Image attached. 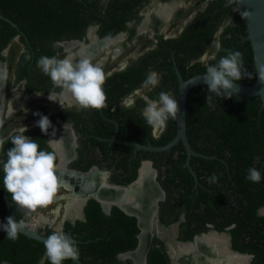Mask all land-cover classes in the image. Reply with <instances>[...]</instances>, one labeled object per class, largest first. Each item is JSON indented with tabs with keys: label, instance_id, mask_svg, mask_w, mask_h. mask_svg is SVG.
<instances>
[{
	"label": "trees",
	"instance_id": "trees-1",
	"mask_svg": "<svg viewBox=\"0 0 264 264\" xmlns=\"http://www.w3.org/2000/svg\"><path fill=\"white\" fill-rule=\"evenodd\" d=\"M142 2L143 0H0V15L16 26L0 18V62L7 61L2 52L9 47L14 38H19L25 45V50L15 65L18 78L32 71L36 78L45 81L46 78L37 67V61L42 56L54 55L51 47L54 42L81 38L85 29L94 22L99 23L100 37L111 36L124 29L123 22L133 17V9ZM245 35V25L235 2L208 0L206 5L188 21L177 38L164 43L159 42L158 46L165 44L168 47L165 51L163 46H160L158 51H149L141 59L131 62L126 71L114 74L106 80L104 86L108 85L111 88L110 95H106L111 99L107 100L108 107L103 109L104 116L112 117L124 127H127V124L137 126L136 122L143 121L135 113L138 111L137 106L133 109H119L113 114L107 111L109 106L128 90L143 85L147 71L156 70L159 77V84L151 88L148 93L149 98H157L162 91L175 97L177 81L173 67L178 69L184 80L196 74H204L208 64L215 63L221 56L226 55L225 50L240 51L243 54L244 65L251 79L244 78L239 83L252 84L253 59L249 42L244 39ZM216 41L222 46L219 52L214 50L216 61L211 59L213 55L204 62L197 61L203 54L212 53ZM171 51L174 53L172 62L165 59ZM161 54L163 57L159 58ZM28 55L31 56V60L25 59ZM191 61L196 62L190 64ZM207 94L205 85L195 86L188 92L185 105L186 136L191 149L212 156V160L192 157L190 161L192 166L195 162L199 163L206 175L205 179H201L202 173L196 170L198 182L203 186L198 190L197 200L207 205L204 215H193L194 212L187 215V219L195 216L197 222H201V229L193 232L203 231L204 222L210 219L212 221L210 198L214 199L218 217H224L225 202L228 197L226 188L232 185L233 189L235 185L236 187L249 185L246 175L247 170L252 168V158L264 152V111L260 107L259 98L216 97V105L210 107L206 104ZM102 124L112 127L110 123L104 121ZM111 133V128H105L97 134L108 137ZM174 134V120L169 119L163 137L152 143L165 145ZM42 135L39 130L29 132V137L36 140L41 150H45ZM124 138L130 137L124 135ZM133 140L142 142L135 137ZM99 144L104 148L105 143ZM179 146L182 149L181 144ZM11 147V143H6L4 151L7 152ZM5 159V154L1 153L0 161ZM179 159L184 161L185 155L181 153ZM213 173L218 176V180L209 183L208 177ZM2 176V165H0V224L6 211L8 217L23 218V213L12 205L11 197L4 190ZM177 179L180 184L176 182ZM165 184L167 203L168 198H173L170 192L175 185H182V189L187 194L190 186L193 185V179L190 173L185 168H180L179 162H176L172 164ZM204 188L211 189L212 192ZM184 203L189 205L190 198H185ZM84 215V221H78L74 226L66 222L64 227V229L71 228L73 232L72 239L77 242L80 251L79 260L83 264H132L131 260H122L119 255L134 251L137 247L139 229L136 219L116 207H111L110 212L105 214L99 204L92 199L88 200L84 207ZM175 220L177 218L173 221ZM233 221L238 223L237 229H240L242 224L240 219L235 218ZM224 225L216 223L218 230ZM49 230V227H45L44 236L50 235ZM233 234H236V230ZM191 235V233L189 237L184 235L183 240H189ZM262 239L264 243V238ZM257 252L264 261V247ZM43 255V243L21 234L16 240H10L7 239L5 232H0V262L38 264ZM45 264L49 262L45 260ZM63 264L74 263L68 260ZM145 264H171L162 242L158 239H153L151 242Z\"/></svg>",
	"mask_w": 264,
	"mask_h": 264
},
{
	"label": "flooded vegetation",
	"instance_id": "flooded-vegetation-1",
	"mask_svg": "<svg viewBox=\"0 0 264 264\" xmlns=\"http://www.w3.org/2000/svg\"><path fill=\"white\" fill-rule=\"evenodd\" d=\"M180 1L182 0H143L137 8L133 9V17L131 16L123 22L124 29L111 36L100 37L98 32L99 23H91L85 29L81 38L54 42L51 46L53 47L54 54L52 56H56L58 59L70 58L74 61L79 60V58H87L90 60L97 52L105 51L112 44L117 45L115 50L116 55L117 52L128 48L135 40L141 39L144 33H149V39L152 43L151 47L146 48L135 57L128 54L121 65L116 68L112 67L107 72L110 74L108 78L114 74L124 72L131 62L141 59L149 51H158L160 46L165 47V51L168 47L165 44L158 46L159 42L164 43L177 38L188 21L195 16L198 10L181 28L172 34L177 22L170 21L169 23V20L175 13ZM14 41L19 44L20 51L13 64H11L10 69H6V62H0V68H5L7 73L6 81L0 84V122H2L0 123V137L7 138L13 134H19L21 127L7 129L8 124L12 121L19 122V120L21 122L24 121L22 127L28 129L24 133L25 136L29 137V132L34 130L41 132L39 127L36 126L39 116H34L33 113L42 112V115L47 116L52 125L48 129L49 134L45 135L43 133L42 135V140L46 146L45 150L56 152L59 166L58 174L65 185L58 192L56 196L58 200H54L51 208L40 209L38 215L42 217L38 221L39 224L41 222V225L38 227V233L41 230L39 234L44 236L43 230L45 227H49L50 234L53 231L59 230L72 238L73 232L71 228L64 229V227L66 222L74 226L76 222L85 220L84 207L91 198L85 200L82 198L83 194H86L81 191L84 187L96 185L98 190H102L105 186L109 190L113 189L110 192L117 193L119 196H125L123 199L128 203L130 198L126 193L130 187L135 188V185H138L141 183L140 181L144 180L143 185L145 184L152 193L142 206L143 212L137 213V210H135L133 212L134 216L132 217L136 219L139 229L138 235L142 232L138 224L139 222L142 225L143 231L150 237V244L153 239H158L162 242L171 264H182L183 260H186L190 264H197L202 261H206L207 263L212 261L211 264H264L263 259L257 252V250L264 247L262 239L264 238L263 151L252 158V168H257L261 171V182L253 183L248 181L249 185H241V187H236L235 185L234 189L232 187L233 185L230 188L227 187L225 190L228 195L224 209L225 218L218 217L214 199L212 200L210 198L209 204L212 208V221L210 219L204 222L203 231L193 232L201 229V222H197L193 215H204L203 213L207 205V203H202L197 200L198 190L199 188H203V186L198 182L196 170L202 173L201 179L206 178L199 163L195 162L193 166L190 165L197 183L192 177L193 185L190 186L187 194L182 189V185H175L170 192L173 198H168V202L166 203L165 180L166 176L170 175L172 164L179 162V167L187 170L185 167V151L182 145V149L179 146L181 143H177V145L166 152L136 150L131 145L123 144V142H127L144 146H163L153 145L152 141L160 140L167 128L163 132L151 129L146 125L141 115L145 106L142 97L145 95L148 96L151 87L144 88L141 85L128 90L119 100H116L115 103L109 106L107 111L109 114H113L119 109H133L137 106L138 111L135 113L143 121L136 122L137 126L127 124V127H124L112 117H105L103 109L82 110L77 108L74 105L70 93H65L61 89L55 88L50 78L42 71L41 73L46 78L45 81L36 78L31 73L32 71H28L26 76L18 78L15 65L25 50L23 42L19 38H14L9 47L2 52V55L5 57L4 53L10 51ZM101 42H107V47H103L97 51L89 48ZM72 50L75 52L73 56H71ZM61 54H64L63 57H59ZM206 54H203L197 61L202 62V58ZM173 55L174 53L171 51L165 59L172 62ZM162 57L163 55L161 54L159 58ZM103 58L104 55L101 54V58L97 59L98 61L95 64L101 65ZM109 59L112 60L111 57ZM110 60L109 62H111ZM194 62L196 61H191L190 64ZM172 65L175 66L173 63ZM151 72L157 73L156 70L147 71L146 78ZM123 86L127 87L126 85ZM104 91L106 94H109L111 93V88L106 85L104 86ZM36 93L42 95L37 96ZM49 95L53 101L49 100ZM108 99H111V97H108ZM126 99L133 100L134 105L132 107L125 106L124 101ZM102 121L110 123L112 127L102 124ZM105 128L112 129L110 136L104 137L97 134ZM53 129H55L54 136L51 135ZM6 130H8L7 133L5 132ZM124 135L130 138L126 139ZM134 137L142 142L133 140ZM114 138L122 143L116 142ZM60 139H62L61 142L57 144H49L48 142L49 140ZM100 142L105 143L104 148H101ZM181 153L185 155L184 161H180L179 159ZM196 153L200 156L194 158L212 160V156H207L199 152ZM142 169L146 171L145 176H141ZM71 172L75 176H70ZM78 175H81L83 180L79 179ZM176 182L179 183L178 179ZM74 187L76 188L75 190L73 189ZM207 191L212 192L211 189ZM185 198H190L189 205L184 203ZM120 199L122 198L118 200ZM101 210L105 213L102 208ZM192 212H194L192 215L194 218L187 219V215ZM47 214L50 216L49 223L44 218ZM56 218L60 220L57 227L54 228L51 219L54 220ZM174 218H177V220L173 221ZM235 218H239L242 222L240 229H237L239 227L238 223L233 221ZM167 220L172 222H166ZM26 221H29V217L26 218ZM216 223L225 225L221 230H218ZM235 230L236 234H233ZM190 233L192 234L190 239L183 240L184 235L189 237Z\"/></svg>",
	"mask_w": 264,
	"mask_h": 264
},
{
	"label": "clouds",
	"instance_id": "clouds-1",
	"mask_svg": "<svg viewBox=\"0 0 264 264\" xmlns=\"http://www.w3.org/2000/svg\"><path fill=\"white\" fill-rule=\"evenodd\" d=\"M215 48L217 52L221 50L222 46L219 41L215 42ZM225 51L226 55L221 56L218 61L213 55L211 59L216 62L208 64L204 74L200 76V81L204 83L208 93L206 104L210 107L216 105V97L232 98L239 91L238 83L242 79H251L244 65L243 54L240 51ZM25 59L31 60V56L28 55ZM37 67L50 78L55 88L70 93L77 108L102 110L108 107L104 85L110 74L105 72L102 65L94 64L87 58L74 61L70 58L58 59L56 56H42L37 61ZM6 79V69L0 68V84ZM158 84V74L151 72L144 80L143 87L155 88ZM36 95L42 94L36 93ZM142 99L145 106L141 115L149 128L163 132L167 128L169 119L178 118L180 109L177 98L169 93L162 91L155 99L146 95ZM49 100L53 101L50 95ZM124 104L132 107L134 101L126 99ZM33 115L39 116L36 126L42 133L48 135V129L52 127L48 117L38 112ZM27 130L26 127H21L19 134H13L7 138L0 137V153L6 156L4 161H0L3 188L11 197L12 205L23 213L21 219L9 216L5 224H0V229L10 240H16L28 226L26 218L52 204L64 186V181L58 174L56 152L41 150L36 140L24 135ZM51 135H55V129ZM61 140H49L48 142L57 144ZM6 143L12 145L7 152L4 151ZM246 179L253 183H260L261 171L257 168L248 169ZM217 180L218 176L215 173L208 177L209 183H215ZM29 221L32 227L38 228L39 225H33L30 218ZM43 246L44 255L39 264H45V260L49 264H63L68 260L79 261L80 251L77 242L62 231H53L44 240Z\"/></svg>",
	"mask_w": 264,
	"mask_h": 264
},
{
	"label": "water",
	"instance_id": "water-1",
	"mask_svg": "<svg viewBox=\"0 0 264 264\" xmlns=\"http://www.w3.org/2000/svg\"><path fill=\"white\" fill-rule=\"evenodd\" d=\"M231 2H235L237 4L239 13L244 22L245 32H246L244 39L249 42V46L252 52L253 67H254L253 83L252 84L238 83L239 91L235 93L233 96L243 97V98L258 97L260 100V107L264 111V0H231ZM0 18L9 22L12 26L16 27L13 23H11L8 19L4 18L2 15H0ZM174 72L177 80V90L175 97L177 98L180 112L178 114V118L174 119L175 134L172 140H170V142H168L167 144L158 147L144 146L137 143H127V142L126 143L123 142V144L131 145L136 150H143L149 152H166L180 142L181 145L183 146L186 155L185 167L187 168L188 172L196 182L197 180L193 170L191 169L189 160L191 157H197L200 155L191 149L187 140L185 105H186V97L188 92L195 86L204 85V83L200 81V76H202L203 74H196L184 80L182 79L176 67H174ZM115 141L118 143H122L117 140ZM70 176H75V174L71 172ZM78 176L79 179L83 180L81 175ZM96 188H97L96 185H90L89 187L86 188L84 187L81 191L85 192L86 194H83L82 198L84 200L88 198L94 199V201L99 203V205L101 206V208L104 210L105 213H108L112 206H116L126 215L134 216L133 215L134 213L126 210V208L122 204L123 201H126L123 199L125 198V196L116 202H108L107 204H104L101 201V199H98L99 197L98 195L100 194V192L98 191L96 193L95 190H98V188L97 189ZM73 189L75 190L76 188ZM132 189L133 188L130 187L128 192L131 191ZM6 206H8L7 202H6ZM7 217H8V211H6L1 224L6 223ZM138 224L142 232L137 237L138 243L136 249L134 251H129L120 254L119 258L122 260L129 259L132 261V264H136L133 261V259L130 257V254L137 252L139 248H141V250L143 251L141 252L140 263L137 264H145L146 254L150 245V237L143 231L141 223L138 222ZM27 225L28 226L26 230L21 232L20 234L24 235L27 238L43 243L47 237L39 234L38 228L32 227L29 221H27ZM0 232H4V231L0 229ZM72 263L83 264L80 260L72 261ZM0 264H11V263L7 261H1Z\"/></svg>",
	"mask_w": 264,
	"mask_h": 264
},
{
	"label": "rangeland",
	"instance_id": "rangeland-1",
	"mask_svg": "<svg viewBox=\"0 0 264 264\" xmlns=\"http://www.w3.org/2000/svg\"><path fill=\"white\" fill-rule=\"evenodd\" d=\"M208 0H182L180 1V3L178 4L177 9L175 10V13L172 15L171 19L169 20L171 22L176 23L175 26V30L172 31V34L175 33V31H177L179 28H181L185 22L191 17L193 16V14L201 9L203 6L206 5V2ZM152 43L150 42L149 39V33H144L141 36V39H137L133 42V44H130L128 48L124 49L123 51L117 52L115 55V50H116V44H112L110 46H108L105 51H99L97 52L90 60L95 64L96 61H98L97 59L101 58V54L104 55L103 60L101 61V65L103 66L105 72H109L111 70V68H116L119 65H121L124 62L125 57L128 54H131L133 57H135L136 55L142 53L146 48L151 47ZM215 43L213 45V51L212 53H207L202 59L204 61L207 60V58L210 55H213L214 50H215ZM20 51V46L19 44L14 41V43H12L11 49L10 51H6L4 53L5 57L7 58L6 61V69L9 70L11 67V64L14 62L16 56L18 55V52ZM72 55H74V50L71 51ZM104 53V54H103ZM64 54L59 55V57H63ZM99 57V58H98ZM109 57H111L112 60L109 59ZM81 59V58H79ZM109 60L111 62H109ZM40 114H42V112H40ZM24 121L21 122V120H19V122H11L10 124H8L7 129H11V128H18V127H22V123ZM6 133L8 132V130L5 131ZM52 207V204L47 206L45 209H49ZM39 211L35 214H32L31 216H29L30 220H32L34 225H41V223H38V216L39 219L41 218L39 214ZM42 211V210H41ZM63 216V215H62ZM44 218H46V222L48 221V223L50 222V216L47 214L46 216H44ZM59 218L56 219H51L53 227L56 228L57 225L59 224ZM39 227V226H38Z\"/></svg>",
	"mask_w": 264,
	"mask_h": 264
},
{
	"label": "bare ground",
	"instance_id": "bare-ground-1",
	"mask_svg": "<svg viewBox=\"0 0 264 264\" xmlns=\"http://www.w3.org/2000/svg\"><path fill=\"white\" fill-rule=\"evenodd\" d=\"M170 10V9H169ZM108 43L107 42H101V43H96L95 45L90 46L89 48H91L92 50H98L101 49L103 47H107ZM84 48V47H82ZM83 52V51H82ZM76 56V55H75ZM92 58V57H91ZM66 93V92H65ZM64 139V138H63ZM66 143V140H65ZM146 165V164H145ZM145 169V167H144ZM142 169L141 171V176H145L146 175V171ZM142 178V177H141ZM141 183H139L138 185H135V188H133L131 191L127 192V196L130 198L129 202H125L123 201V206L126 208V210L131 211L132 213L135 212V210H137V213H141L143 212V205L145 204V202L149 199L150 195H151V191L150 189L143 183L144 180L140 181ZM108 186V185H107ZM75 188V187H74ZM101 188V187H100ZM78 190V189H77ZM124 190V189H123ZM100 192V194L98 195V199H101V201L104 204H107L108 202H116L118 201L119 198H122L123 196H119V194L117 193H112L110 191H113V189L109 190L108 188H105V186L102 188V190H98ZM96 191V193L98 192ZM107 191V192H106ZM79 193V192H78ZM75 197V196H74ZM127 197V198H128ZM73 198V197H72ZM55 200H58V198H55ZM72 200V199H71ZM76 200H78L76 198ZM73 201V200H72ZM76 203V202H75ZM68 207V206H67ZM153 216V215H152ZM42 217V216H41ZM44 220V219H43ZM41 223V222H40ZM217 239V238H216ZM188 247V246H187ZM191 250V249H190ZM143 250H141V248H139V250L135 253L130 254V257L133 259V261L137 264L140 263V259H141V252ZM226 257V256H225ZM238 258V257H237ZM236 258V259H237ZM213 259V258H212ZM227 259V258H226ZM229 259V258H228ZM241 259V258H240ZM220 261V260H219ZM218 261V262H219ZM212 261H209V263L211 264ZM206 261H202L199 262L197 264H209ZM182 264H190L188 263L186 260L182 261ZM218 264V263H217Z\"/></svg>",
	"mask_w": 264,
	"mask_h": 264
},
{
	"label": "built area",
	"instance_id": "built-area-1",
	"mask_svg": "<svg viewBox=\"0 0 264 264\" xmlns=\"http://www.w3.org/2000/svg\"><path fill=\"white\" fill-rule=\"evenodd\" d=\"M38 220H39V218H38ZM31 223L33 224L32 220H31ZM33 225H34V224H33Z\"/></svg>",
	"mask_w": 264,
	"mask_h": 264
}]
</instances>
